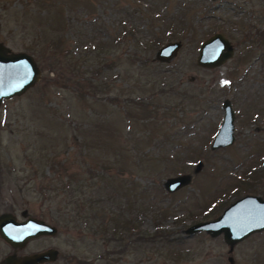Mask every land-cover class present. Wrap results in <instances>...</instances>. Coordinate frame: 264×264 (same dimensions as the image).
<instances>
[{
    "label": "rangeland",
    "instance_id": "rangeland-1",
    "mask_svg": "<svg viewBox=\"0 0 264 264\" xmlns=\"http://www.w3.org/2000/svg\"><path fill=\"white\" fill-rule=\"evenodd\" d=\"M59 20L70 53L47 74L56 33L45 28ZM216 32L233 56L200 67L199 47ZM0 41L13 52L46 51L35 85L0 104V214L20 220L26 211L58 229L19 254L57 249L45 264H264V230L231 252L222 235L186 233L242 196L264 198V0H0ZM171 41L182 43L177 55L157 61ZM225 99L235 140L211 149ZM181 174L191 182L168 192L164 182ZM142 193L149 205L128 215L174 246H133L127 233L119 244L73 221L76 200L115 212ZM12 251L0 238V264Z\"/></svg>",
    "mask_w": 264,
    "mask_h": 264
},
{
    "label": "water",
    "instance_id": "water-1",
    "mask_svg": "<svg viewBox=\"0 0 264 264\" xmlns=\"http://www.w3.org/2000/svg\"><path fill=\"white\" fill-rule=\"evenodd\" d=\"M181 45L180 41L165 43L156 51L155 59L159 62H169L177 55ZM233 53L230 41L223 34L216 32L201 43L196 63L200 67L213 69L230 59ZM40 76L41 70L31 54L13 52L0 43V104L4 100L22 95L35 85ZM222 107L223 119L210 144L211 149L230 146L235 140V113L231 101L223 100ZM191 179L190 174L170 177L164 182V187L168 192H174L189 184ZM21 215L24 219L19 221L11 213L0 214V238L14 251L7 254L1 264H45L56 261L59 251L54 248L22 255L16 253L30 240L41 236H53L58 232L55 225L41 218L34 216L26 218V211H23ZM263 230L264 198L248 194L229 204L219 216L190 225L186 233L191 235L196 232H205L211 237L222 235L231 252L238 242Z\"/></svg>",
    "mask_w": 264,
    "mask_h": 264
},
{
    "label": "trees",
    "instance_id": "trees-1",
    "mask_svg": "<svg viewBox=\"0 0 264 264\" xmlns=\"http://www.w3.org/2000/svg\"><path fill=\"white\" fill-rule=\"evenodd\" d=\"M58 23V22H57ZM58 27L57 29H52V26L49 27L47 25V27L45 29H48V31H53L55 32L56 36L54 38V40L52 41V43H50L47 46V51H49L51 54V56H49L47 59V62H43L42 57H45V52L42 49H33L32 51V56L35 58V60L37 61H42L44 66H42L43 70H45L47 72V74H49L50 72H54L57 71L56 65L57 62L53 59L56 58L58 54H60L61 52L63 54L62 57H66L68 53H70L69 51V46H70V41L67 37H65L66 35V29L68 24L66 25V22L62 21V26L61 21L59 20L58 23ZM47 63V65L45 64ZM52 81L55 83H57L56 79H52ZM81 150L83 149H88L89 147L80 145ZM67 160V159H66ZM64 162H67V161ZM59 164V162H57ZM57 163H53V165L55 166ZM258 164V163H257ZM54 168V167H53ZM251 178L254 180V177L252 175H250ZM249 177V176H248ZM256 179H260V178H256ZM127 185V182H125V186ZM127 189V186L125 188V190ZM262 192H259L263 197H264V191L261 190ZM145 193L141 194V197L138 198L135 197V200H133V202L131 203V205L124 203L122 205V207L119 208V210L117 211H112V210H108V208L105 206V204L101 201V200H96V201H90V200H81V201H75L76 203V210H72L73 213L75 214V216H73V221L76 222V224H82L83 222L86 223V228L91 230L93 232V234H96L97 236L100 237H104V235H106L107 233L110 234L109 237H112V239H114V241H117L119 244L124 242L125 239L123 237V234L130 235L128 238H130L128 241L131 245L135 246H141V245H145L147 246L148 244H152V245H156L158 244L159 241L161 242H165V245L169 246L168 244H170V246H174V241L173 240H168V236H163V234H161L160 232H154L152 234H147L146 232H143L141 230H139L138 227V223H136V220L133 219L132 217H130L128 214L130 213V210L132 209V205L135 204H140V205H146L145 207H147L148 201H144L147 195H144ZM74 198V196H73ZM214 203V202H212ZM211 203V204H212ZM211 206V205H210ZM220 207V208H218ZM218 207H212L211 208V215L212 216L214 213H216V211H218L219 209H221V206L218 204ZM87 215H83L81 217V214H86ZM89 213V214H88ZM92 213V214H90ZM162 216L166 215V211L161 213ZM205 216V215H204ZM209 215L205 216V217H210ZM71 218V216H69ZM56 225L59 227H61L60 225V220L59 219H54ZM81 227V226H80ZM136 229V230H135ZM132 234L136 235L135 239L132 240ZM166 237V239L163 240V238ZM108 237H105L104 239H106ZM101 239L102 242L105 245V240ZM123 244V243H122ZM121 244V245H122ZM169 246V247H170ZM169 253L172 254V252L169 250ZM176 258L179 257L180 253H176Z\"/></svg>",
    "mask_w": 264,
    "mask_h": 264
},
{
    "label": "flooded vegetation",
    "instance_id": "flooded-vegetation-1",
    "mask_svg": "<svg viewBox=\"0 0 264 264\" xmlns=\"http://www.w3.org/2000/svg\"><path fill=\"white\" fill-rule=\"evenodd\" d=\"M0 43H3V45H5V43L3 42V41H0ZM234 51V50H233ZM30 215H26V218L27 217H29ZM38 218V217H37ZM24 218H22V219H20L19 221H21V220H23ZM18 220V219H17ZM12 252H14V251H12ZM16 253L18 254V255H21V254H19V252H18V250L16 251Z\"/></svg>",
    "mask_w": 264,
    "mask_h": 264
}]
</instances>
